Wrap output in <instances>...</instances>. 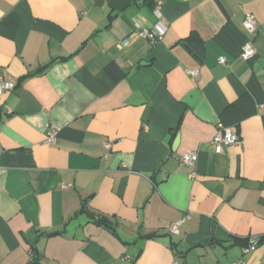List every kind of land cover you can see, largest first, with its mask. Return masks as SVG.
Masks as SVG:
<instances>
[{
  "label": "crops",
  "instance_id": "crops-1",
  "mask_svg": "<svg viewBox=\"0 0 264 264\" xmlns=\"http://www.w3.org/2000/svg\"><path fill=\"white\" fill-rule=\"evenodd\" d=\"M159 1L0 0V264H264V0Z\"/></svg>",
  "mask_w": 264,
  "mask_h": 264
},
{
  "label": "built area",
  "instance_id": "built-area-1",
  "mask_svg": "<svg viewBox=\"0 0 264 264\" xmlns=\"http://www.w3.org/2000/svg\"><path fill=\"white\" fill-rule=\"evenodd\" d=\"M159 3L160 1L157 0L155 6L153 7V11L156 15H159V7H158ZM242 25L245 28V30L251 35L255 33V30L257 28L256 20L251 13H246L244 15L242 19ZM135 32L139 37L146 39L150 44H154L157 40H159L163 36L165 32V28L158 23L155 24L154 27L151 29L147 27H142L140 24L135 23ZM254 54H255V48L252 42L250 40H247L242 46L241 58L247 60L253 57ZM219 62L224 63L225 58L223 56L219 57ZM191 74L196 75L197 72L191 71ZM14 85L15 83L13 80L3 75H0V99L2 98L5 92L12 90ZM58 131H59V126L52 123H46L45 141L54 142L57 138ZM237 141H238L237 135L229 127H224V126L219 127V129L216 131V133L214 134L211 140L215 151L218 153L221 152L223 145L234 144L237 143ZM103 146L106 149V153L104 154V157L107 158L110 154L111 142L105 141L103 143ZM196 160H197V153L193 151H187L183 153L179 158L180 164L187 167H192ZM189 175L193 177L195 176V172L192 171ZM186 218H182L177 221L169 223L167 225L168 233L178 234L180 231V226ZM256 242H257L256 239H249L247 244L242 247L243 253L246 254L254 250L256 246ZM173 263L174 264L176 263V259L173 261ZM229 264H243V260L239 259Z\"/></svg>",
  "mask_w": 264,
  "mask_h": 264
},
{
  "label": "trees",
  "instance_id": "trees-1",
  "mask_svg": "<svg viewBox=\"0 0 264 264\" xmlns=\"http://www.w3.org/2000/svg\"><path fill=\"white\" fill-rule=\"evenodd\" d=\"M152 8L155 6V4H156V1L157 0H145ZM107 69L110 71L111 69H112V64L111 63H109L108 65H107ZM247 242H248V240H243V241H241V244H242V246H244V245H246L247 244ZM261 242H264V237H261V238H259L258 240H257V242H256V244H259V243H261ZM28 264H37V261H31V262H29Z\"/></svg>",
  "mask_w": 264,
  "mask_h": 264
},
{
  "label": "water",
  "instance_id": "water-1",
  "mask_svg": "<svg viewBox=\"0 0 264 264\" xmlns=\"http://www.w3.org/2000/svg\"><path fill=\"white\" fill-rule=\"evenodd\" d=\"M96 1V4H97V0H95ZM101 2V1H100ZM140 64H143V62H141ZM197 90H193V91H191L186 97H185V99H184V101H185V103L186 104H189V105H191L194 101H195V99H196V97H197Z\"/></svg>",
  "mask_w": 264,
  "mask_h": 264
}]
</instances>
